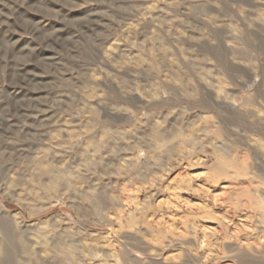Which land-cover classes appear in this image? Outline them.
<instances>
[{"label": "rangeland", "instance_id": "374dc122", "mask_svg": "<svg viewBox=\"0 0 264 264\" xmlns=\"http://www.w3.org/2000/svg\"><path fill=\"white\" fill-rule=\"evenodd\" d=\"M0 264H264V0H0Z\"/></svg>", "mask_w": 264, "mask_h": 264}, {"label": "bare ground", "instance_id": "6f19581e", "mask_svg": "<svg viewBox=\"0 0 264 264\" xmlns=\"http://www.w3.org/2000/svg\"><path fill=\"white\" fill-rule=\"evenodd\" d=\"M49 172V171H48Z\"/></svg>", "mask_w": 264, "mask_h": 264}]
</instances>
